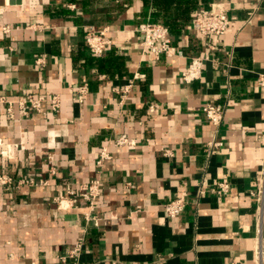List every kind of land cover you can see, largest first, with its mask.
Wrapping results in <instances>:
<instances>
[{"label": "crops", "instance_id": "crops-1", "mask_svg": "<svg viewBox=\"0 0 264 264\" xmlns=\"http://www.w3.org/2000/svg\"><path fill=\"white\" fill-rule=\"evenodd\" d=\"M213 5L232 19L225 35H200L191 21L173 36L185 55L157 59L140 44L138 25L159 22L147 0H0V96L61 99L59 112L46 101L28 117L0 106V173L12 178L0 185V264H60L80 241L78 264H264L253 195L264 168V0L200 8ZM89 26L112 39L101 57ZM206 53L202 77L184 82L190 58ZM208 102L225 107L219 127L202 113ZM122 133L137 146L110 142ZM104 146L112 158L99 173ZM98 174L88 221L68 189ZM223 181L230 190L218 194ZM177 197L187 205L170 218L163 204Z\"/></svg>", "mask_w": 264, "mask_h": 264}, {"label": "built area", "instance_id": "built-area-1", "mask_svg": "<svg viewBox=\"0 0 264 264\" xmlns=\"http://www.w3.org/2000/svg\"><path fill=\"white\" fill-rule=\"evenodd\" d=\"M232 19L225 8L219 5H213L210 8L202 7L198 10L194 18L192 19V29L200 35H214L221 37L225 35L231 27ZM8 31V28H5ZM138 32L142 34V40L140 44L145 49H149L152 55L159 59L162 56L170 57L173 55L184 56V50L174 43V37L170 34L169 29L162 23L147 19L138 25ZM86 43L94 55L103 56L109 45L112 44V39L107 36V29H97L94 26H89L87 29ZM210 56L208 53L205 55L192 56L187 67L182 71L181 78L186 83H191L202 77L203 65ZM45 63V57H40L37 60V64L42 65ZM133 81H130L121 90V101L124 102L126 96L129 94ZM256 83L259 87H264V73L258 75ZM88 85L83 84L78 87V93L82 96L88 92ZM82 101V98H79ZM48 101L51 105V110L59 112L61 109V99L59 95H52L47 98L45 96H35L34 94H28L26 97L21 98L17 102L9 100L7 96H0V106H6L7 111L11 117L15 115V108L17 107L23 117H28L32 112H42L44 102ZM202 113L206 116L207 120L215 127H219L224 119L225 107L222 104L208 102L203 105ZM118 147L133 148L137 146V139L128 133H122L117 137L110 140ZM4 142L0 138V146H3ZM214 146H221V142L213 143ZM164 155H172L170 149L164 150ZM7 150L2 152V155H6ZM112 155L108 146H104L101 149L100 155L96 161L97 170L100 171L103 168L104 163L110 160ZM95 179L88 183H85L79 187L78 190L69 188L68 193L73 198H81L87 203V209L85 217L89 220H97V216L93 212L98 197L101 195V182L100 174ZM12 182V178L0 173V185H8ZM26 182L32 184L34 180H26ZM218 194H226L230 190L228 182H220L214 188ZM255 199L258 202V221H259V235L264 237V168L262 170V179L259 180V187L256 193H253ZM187 201L183 198L177 197L166 201L163 204L164 212L170 218L178 217L185 209ZM83 243L80 241L76 243L66 254L59 257L60 264H67L69 260L74 264H78L83 250ZM260 255L263 253L259 250Z\"/></svg>", "mask_w": 264, "mask_h": 264}, {"label": "trees", "instance_id": "trees-1", "mask_svg": "<svg viewBox=\"0 0 264 264\" xmlns=\"http://www.w3.org/2000/svg\"><path fill=\"white\" fill-rule=\"evenodd\" d=\"M211 0H147L155 17L162 22L172 36H181L188 28L201 4L209 7Z\"/></svg>", "mask_w": 264, "mask_h": 264}, {"label": "water", "instance_id": "water-1", "mask_svg": "<svg viewBox=\"0 0 264 264\" xmlns=\"http://www.w3.org/2000/svg\"><path fill=\"white\" fill-rule=\"evenodd\" d=\"M22 1L23 0H10V2L13 4V3H18V4H20V3H22Z\"/></svg>", "mask_w": 264, "mask_h": 264}]
</instances>
